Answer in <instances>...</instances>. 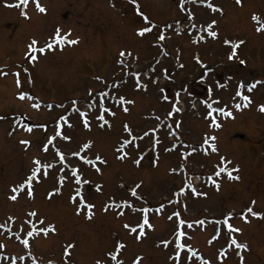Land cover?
<instances>
[{
    "label": "rangeland",
    "instance_id": "obj_1",
    "mask_svg": "<svg viewBox=\"0 0 264 264\" xmlns=\"http://www.w3.org/2000/svg\"><path fill=\"white\" fill-rule=\"evenodd\" d=\"M223 9V15L212 13L204 5L188 3L185 10L181 11L179 0H138L140 10L157 25L151 34L141 38L136 35L137 29L145 26L142 18L136 14L134 6L129 0H40L47 9L46 14L36 10L35 3L30 0L26 9L31 19L26 20L21 16V8H8L6 3H19V0H0V68L8 72L6 77H0V224L17 231L24 223L26 213L36 210L39 216L45 218V225L54 223L58 229L56 234H49L47 238L42 235L30 238V246L37 261L47 264L49 259L62 264L63 246L68 242L76 244L72 251V264H95L96 259H101L107 250L114 246L119 239L127 244L122 252L125 264H132L136 255H142L141 264H170L168 257L172 254V247L157 246L162 239H172L176 227L173 221L167 219L173 211L182 213V219L195 221L203 219L205 225L195 226L185 231L191 240L185 239L196 251L197 257L210 260L211 264H220L217 258L218 250L225 245L227 238L226 226L217 225L216 220L223 221L225 214L234 212L236 218L230 220L235 227L243 229L236 235L239 242H246L249 250H240L245 257V264H264V219L250 218L251 222L243 223L238 215L243 209L251 205L254 211L264 212V113L258 108L264 104V84H260L250 95L253 103L242 111H236L235 103H242L239 98L233 100L237 82L253 83L257 80L264 81V32L257 33L259 26L251 19L255 13L264 22V0H243V7L235 4V0H208ZM189 11L195 15L194 22L197 29L189 31L187 19ZM212 19L217 24L214 30L218 38L212 39L199 30L200 25H206ZM167 25H171L168 28ZM56 27L63 32L71 30L70 39L79 38V44L65 46L63 51L57 49L42 56L33 66L25 57L27 44L35 38L43 45L54 34ZM163 30L166 40L160 45L156 44L157 31ZM63 34V33H62ZM200 35H205V40L198 43ZM236 43L245 41L237 52L238 58L229 61L228 55L231 46L224 44V40ZM131 51L133 57H125L129 68L141 73V80L148 84V91L136 90L134 80L125 75V70L117 63L120 51ZM139 57L138 62L134 57ZM212 68L214 71L205 80L206 83L220 81L227 83V89H216L215 96L221 101L220 106H227L234 112L235 119L214 113L220 129L209 127L204 118L205 108L200 101L205 99L206 90L199 84V78L205 69L196 63L195 57ZM245 64H239V60ZM160 61L159 64L156 62ZM184 64L180 68L179 64ZM29 71L25 73L23 69ZM155 68L153 73L151 70ZM168 69L174 83L164 80L161 76L162 69ZM21 73V88L17 89L13 73ZM29 74L32 83H29ZM101 77L108 85L119 84L118 95L135 100L130 105L129 113L125 114L121 108L113 107L117 113L113 119L106 114V119L112 124L111 129H100L95 120L96 112L90 113L92 130L84 129L78 122L77 115L72 114L71 120L75 124L72 130L74 142L67 145L57 141V146L62 150H75L77 144L85 140H93L94 147L90 155L99 153L107 160V165H99L102 174H98L91 167H83L85 178L91 180L93 185L101 184L102 191L97 193L92 186H86V199L95 204V217L86 221L81 216L75 215V206L69 202L72 192L71 184L65 186L62 195L47 198V193L56 183L55 179L44 180L36 185L35 199H29L24 193L12 202L8 197L12 194V186L20 183L28 172L34 157L44 156L41 144L45 136H50L54 131V122L59 115L71 109V101L77 100L78 107L87 110L84 102L89 99L88 90L93 93L105 90V83L97 81ZM161 76L159 86L168 85L167 94L173 97L175 91L182 86H188L191 97L181 93V108L184 112L176 114L168 123L181 121V127L176 130L179 136L169 135V129L160 128L156 135L161 143L152 147V136L137 141L139 149L129 147V158L124 161L116 159L114 148L119 145L126 134L122 126L127 122L134 134L155 128L158 122L155 116L164 118L171 108V102L159 99L156 86H153L149 77ZM231 76L232 80L226 78ZM126 81V82H124ZM19 91H25L37 97L42 102L39 111L33 110L30 105L34 101H19L16 97ZM195 103L196 107H192ZM53 104L48 110L45 105ZM57 104L65 105V109L55 107ZM106 105L112 107L111 102ZM215 106V105H214ZM25 124H46L48 131L34 129L28 134L17 128L13 135V120L24 117ZM215 135L218 153H211L210 144L202 145L205 135ZM21 139L32 141L30 148L25 151L24 146L18 142ZM211 143V142H210ZM177 144L178 148L172 152L164 149ZM184 144L197 148L207 149L193 153L184 160L180 153L189 151ZM53 152L50 146L49 158ZM158 153L159 160L153 166V160ZM140 155L144 156L141 165L137 167L133 161ZM224 156L232 163L229 166H239V181H229L224 174L215 177L216 165L220 157ZM184 164L183 169L180 166ZM177 169L176 173L171 170ZM218 180L220 190L216 191L209 177ZM191 179L193 186L207 196H193L191 190H186L184 196L179 197V204H169L174 199V193L179 190L186 180ZM142 182L138 194L142 200H135L129 196L126 189ZM125 187L122 188L120 185ZM114 197L117 202L121 199H131L138 207H144L145 201L151 208L164 204L161 214L149 213L150 223L155 226V231L148 230L147 237L141 242H136L134 236H128L122 228V223L132 220L129 216L117 219L113 212L105 214L103 205ZM187 204V211L184 204ZM15 217V223L8 221V217ZM39 218V217H38ZM220 228L219 239L208 243ZM27 231V225H25ZM22 238L24 234H21ZM0 243L6 248L0 253L6 256L24 255L25 261L18 264H31L27 257V250L14 237L0 229ZM183 256V253H182ZM0 264H7L0 260ZM199 264V260H197ZM225 264H239V257L233 250H229V258Z\"/></svg>",
    "mask_w": 264,
    "mask_h": 264
},
{
    "label": "snow or ice",
    "instance_id": "obj_2",
    "mask_svg": "<svg viewBox=\"0 0 264 264\" xmlns=\"http://www.w3.org/2000/svg\"><path fill=\"white\" fill-rule=\"evenodd\" d=\"M30 0H19V3L11 4L6 3L5 6L8 8H21L23 5V9L21 10V16H23L26 20L31 19L28 15V12L24 9L27 8ZM35 3L36 10L39 13L46 14L47 9L42 6L40 0H32ZM129 3L134 6L136 14L140 16L144 22L143 27L137 29L136 35L144 38L147 34H151L155 29H157V25L153 23L149 16H147L144 12L140 10V5L138 0H129ZM188 3H196L200 5H204L207 9H210L212 13H220L223 15V9L219 6L208 2V0H179V7L181 11L185 10V5ZM235 4L239 7H243V0H235ZM189 23V31L192 29H197L198 26L194 22L195 15L189 11L187 17ZM251 19L255 21L259 26L255 29L257 33L264 32V22H261V19L255 13L252 15ZM217 21L216 19H212L206 25H200L199 30L206 34L207 37H211L212 39L218 38V32L214 30ZM168 28H171V25H167ZM63 33V34H62ZM72 33L71 30L67 32H63L60 27H56L54 30V34L49 37V39L43 44L40 45L39 41L33 38L30 43L27 44V51L25 52V57L30 64L35 66L42 56H46L49 52H55L57 49L59 51H63L65 46H75L79 44V38L70 39ZM166 35L163 30L157 31L156 36V44L160 45L162 42L166 40ZM205 40V35H200L198 41H193L194 43H198L200 41ZM245 41L240 40L236 43H233L230 40L225 39L224 44L231 46V52L228 55V60L233 61L238 58V48L243 45ZM117 63L121 66L123 70H125V75L130 76L134 80L135 88L139 91H148V84L143 83L141 80V73L134 72L129 68V65L125 61V57H133V53L131 51H120ZM138 62L139 57L133 58ZM196 63L201 65V68L205 69V71L201 74L199 78V84L204 86L206 90L205 99L201 100V105L205 108V116L204 118L208 121L209 127L213 129H220L222 124L218 122V117L214 115V113L222 115L224 117L235 119L234 112L231 109H228L227 106H220L221 101L218 97L215 96V90L218 89H227L228 84L222 83L220 81H213V83H206L205 78L211 74L214 70L209 68L207 65H204L203 62L199 59V57H195ZM157 64L160 61L156 62ZM246 62L243 59L239 60V64L244 65ZM179 67L184 68V64L180 63ZM25 73H28V69H23ZM155 73L156 69L153 68L151 70ZM9 75L8 72L4 71L0 68V77H6ZM16 77L15 84L17 89L21 88V73L19 71L13 73ZM161 76L164 80L169 81V83H174L173 77L169 74L168 69L164 68L161 71ZM161 76L149 77L153 86H156L157 94L160 100L164 102H171V108L168 110L167 115L164 118L160 116H155L154 119L158 122L157 127L144 131L142 134H134L133 129L130 125L125 122L122 126V131L126 134V137H122L119 145L114 148L116 153V159L120 161H124L129 158V152L126 151L129 147L134 148L136 150L139 149V144L137 141L143 140L145 137L152 136V147L155 148L157 145L161 143V140L156 135V133L162 127H167L169 129V135L175 136L179 139L178 130L181 127V121L177 120L174 123H168L172 117L176 114H179L183 111V109L179 106L181 103V93L186 94L188 97L192 96V93L189 91L188 86H182L180 90L175 91L173 97H170L167 94L168 85L159 86L161 81ZM97 81L101 83H105V90H100L95 93L91 89L88 90L89 99L84 102L86 111L82 110L78 107V101H71V109L66 110L64 114L58 116L56 121L54 122V131L50 136H45L44 141L41 144V152L44 153V156L34 157L31 161V166L26 173L25 177L22 181L11 187L10 192L12 193L8 199L12 202H16L21 193H24L29 199H35V186L43 183L44 180L47 179H55L56 183L53 185V188L47 193V198L52 199L54 196L62 195V190L65 186L71 184L72 192L69 195V202L75 206V215L81 216L83 215L86 221H92L95 217V204L89 203L86 199V186H92L93 190L97 193L102 191V185L96 183L93 185V182L87 178H85V173L82 171L83 167H91L98 174H102V168L99 165H107V160L104 159L98 152L90 155L92 149L94 147V141L89 139L85 140L79 144H77L75 150L64 151L61 147L57 146V141L63 142L67 145H71L74 142V137L71 134L72 130L75 128V124L71 120V115L76 114L78 122L82 125L84 129L88 131L92 130V123L90 119V113L93 111L96 112L95 120L98 122L97 126L100 129H111L112 124L109 119H106L107 116L111 118H115L117 113L113 110V107H119L121 110L127 114L130 111L129 106L135 104V100L128 99L123 95H118L119 84L113 83L108 85L103 79L99 76L95 77ZM228 81L232 80V77L229 76L226 78ZM29 83H32L31 76L29 74ZM126 82V81H124ZM260 84H264V81H255L253 83L246 84L245 82H237V87L233 96V100L239 98L242 103H235L233 105L236 111H242L250 107L253 103V100L250 95H246L244 93V89H246L247 93H252L254 89ZM19 101H34L30 107L33 110L39 111L42 108V102L39 101L37 97L30 95L25 91H19L16 97ZM107 102L112 103V107L106 105ZM215 105V106H214ZM45 107L48 110H51L54 105L47 104ZM55 107L60 109H65V105L57 104ZM192 107H196L195 103L192 104ZM259 112L264 113V104H261L258 108ZM5 117L0 116V120H3ZM27 117H20L13 120L12 131L8 133L9 136L13 135V133L17 130V128L22 129L24 132L31 134L34 129H41L45 133L48 131V126L46 124H25L24 120ZM217 137L215 135L208 136L207 134L204 136L202 145L210 144L211 153H218V147L215 143ZM211 142V143H210ZM20 145L24 146L25 151H27L32 141L29 139H21L18 142ZM50 146L53 149L51 154V158H49L48 154L50 151ZM183 147L185 149H189V151H183L180 153L181 157L184 160H187V157L196 153L198 151L203 150L205 155H208L209 152L207 149L197 148L192 145L184 144ZM178 145L173 144L171 147L165 148L166 152H172L177 150ZM144 159L143 155H140L137 159L133 161L134 165L139 167L141 165L142 160ZM159 160L158 153L155 155L153 160V166H156ZM231 161L226 157L221 156L219 164L216 165V171L214 172L215 177H221L222 174L226 176L229 181H239L240 176L238 175L240 169L239 166L232 167ZM185 167L184 164L180 166L181 169ZM173 173L177 172V169L173 168L171 170ZM212 185H214L215 190L219 191L221 184L218 180L213 179L211 176L209 177ZM142 182L136 183L134 187L130 189H126L128 191L129 196L139 201L142 200L138 194V189L141 188ZM120 187L124 188L123 184ZM186 190H191L193 196H207V193L199 192L193 186L191 179L185 181L184 186L179 188L178 191L174 193V199L169 200V204H179L180 200L178 199L181 196L186 194ZM256 204L255 200L251 201L252 206H248L241 211L238 215V218L243 221V223L248 224L251 222L250 218L256 219H264V212L254 211L253 206ZM165 208L164 204H160L159 207L151 208L147 206V202L145 201L144 207H138L135 203L132 202L131 199H121L119 202L116 201L114 197H110L109 200L103 205L102 211L107 214L109 212H113L117 219L121 217H125L126 215L132 218V220L123 222L122 228L127 232L128 236H134L136 242H141L142 239L147 237V232L145 229L155 231V226L150 223L149 213L154 212L156 214H161ZM184 210L187 211V204H184ZM26 219L23 224L19 226L17 231H13L12 228L7 227V224H0V229H6V231L10 234V236L14 237L20 244L27 250V257L30 258L31 264H41L40 261H37L35 255L33 254L30 246V238H36L39 236H43L47 238L49 234H56L58 229L54 223H48L45 225V218L39 216L36 210H31L26 213ZM39 217V218H38ZM182 213L178 210L173 211L170 215H168L167 219L169 221H173L175 218L176 227L173 230L172 239H162L158 247L163 245L164 248L172 247V254L169 255L168 260L170 264H197V260H199V264H211L210 260L204 259L202 256L197 257L196 251L192 248V246L188 243H185V239L191 240V236L185 231V227L187 229H193L195 226H203L205 225V220H195V221H186L181 218ZM236 218V214L234 212H228L225 214L223 221L216 220L214 221L217 225L226 226L227 229V238L225 240V245L222 246L217 253V258L220 261V264H225L227 259L229 258V250H233L235 254L239 257V264H245V257L241 254L240 250H249V246L246 242H239L236 235L237 233H242L243 229L240 227H235L229 221ZM15 217L9 216L8 221L11 223H15ZM25 225H27V231H25ZM220 228L216 229V234L213 235L212 239L208 241L211 244L214 240L219 239ZM23 238H22V235ZM127 247V244L124 241L117 239L114 242V246L112 249L107 250L104 254V257L101 259H96L95 264H125L122 258V252ZM6 248V245L0 243V249ZM76 248V244L73 242H68L63 246L62 253V264H72L71 256L72 251ZM183 253V256H182ZM0 260L6 261L7 264H18V262L25 261L24 255L19 256H6L0 253ZM144 260L142 255H136L132 264H141ZM47 264H57V261L49 259Z\"/></svg>",
    "mask_w": 264,
    "mask_h": 264
},
{
    "label": "bare ground",
    "instance_id": "obj_3",
    "mask_svg": "<svg viewBox=\"0 0 264 264\" xmlns=\"http://www.w3.org/2000/svg\"><path fill=\"white\" fill-rule=\"evenodd\" d=\"M183 112V111H182Z\"/></svg>",
    "mask_w": 264,
    "mask_h": 264
}]
</instances>
